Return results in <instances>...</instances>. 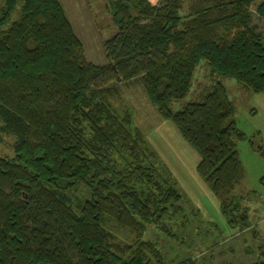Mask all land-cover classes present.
<instances>
[{"label":"trees","instance_id":"1","mask_svg":"<svg viewBox=\"0 0 264 264\" xmlns=\"http://www.w3.org/2000/svg\"><path fill=\"white\" fill-rule=\"evenodd\" d=\"M257 1L109 0L119 32L105 41L107 62L95 64L60 0H4L0 135L16 143L14 157L0 156V264H165L158 242L145 236L173 220L184 197L133 115L111 103L117 85L134 80L198 152L197 173L229 226L253 227L234 194L244 178L237 144L246 135L218 80L264 93V31L255 16L264 22V1L255 9ZM201 60L210 85L174 110ZM258 149L264 156V144ZM108 223L131 239L118 242ZM251 264H264V251Z\"/></svg>","mask_w":264,"mask_h":264},{"label":"rangeland","instance_id":"2","mask_svg":"<svg viewBox=\"0 0 264 264\" xmlns=\"http://www.w3.org/2000/svg\"><path fill=\"white\" fill-rule=\"evenodd\" d=\"M154 3L159 0H152ZM264 0L256 2L258 4ZM72 22L77 36L84 45L88 61L105 64V41L115 36L116 26L109 0H60ZM4 0H0V8ZM21 2L14 13L17 18ZM254 9V8H253ZM256 16V23L264 31V22ZM210 69L201 60L189 95L172 104L174 110L183 108L211 83ZM235 106L238 127L246 137L238 141V151L244 167V178L234 194L249 208L253 227L241 232L229 226L221 212L220 201L197 173L198 152L182 137L176 125L161 117L139 80L122 82L111 103L122 114L133 115L134 127L145 134L161 160L172 170L184 197V208L170 220L149 227L147 239L158 242L165 264L196 259L198 264H251L264 251V156L259 151L264 144V93L248 94L235 79H222ZM255 113H253L254 111ZM16 138L0 135V156L15 155ZM85 197H90L86 193ZM175 218V219H174ZM176 222V225H175ZM118 242H128L130 232L108 223Z\"/></svg>","mask_w":264,"mask_h":264},{"label":"crops","instance_id":"3","mask_svg":"<svg viewBox=\"0 0 264 264\" xmlns=\"http://www.w3.org/2000/svg\"><path fill=\"white\" fill-rule=\"evenodd\" d=\"M254 111V110H253ZM256 111V110H255ZM255 111L253 113H255Z\"/></svg>","mask_w":264,"mask_h":264}]
</instances>
